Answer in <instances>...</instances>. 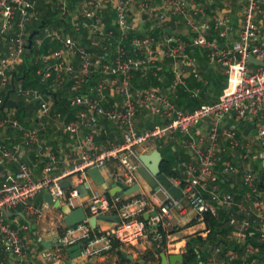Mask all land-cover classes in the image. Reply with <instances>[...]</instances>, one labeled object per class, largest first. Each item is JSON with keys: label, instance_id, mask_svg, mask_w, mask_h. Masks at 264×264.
I'll list each match as a JSON object with an SVG mask.
<instances>
[{"label": "built area", "instance_id": "built-area-1", "mask_svg": "<svg viewBox=\"0 0 264 264\" xmlns=\"http://www.w3.org/2000/svg\"><path fill=\"white\" fill-rule=\"evenodd\" d=\"M68 1L72 3L71 11ZM196 1L160 0V4L152 8L150 0H56V17L62 20L69 16L70 25L75 30L83 27L88 35L98 37L102 41L99 51H106L107 43L115 40L111 61L103 62L102 53L92 55L86 47L63 34L61 27L43 29L44 36L58 42L60 47L43 55L42 59L48 62L47 67L59 83H63L65 75L71 77L68 89L75 94L67 103L69 107H78L76 118L61 121V112H52L51 100H46L36 88L15 85L14 93L26 104L35 100L39 119L52 112L53 123H60L63 133L77 136L84 128L85 131L79 137L76 158H71L70 166L58 176L50 175L54 155L43 154L47 160L42 168L44 176L39 179L32 178L28 164L19 159L17 148L11 150L0 141V157L17 165L13 171L0 168V264H28L20 227L9 225L3 210L21 205L38 222L44 216V207L33 199L41 192H48L52 199L70 208L81 206L86 213L84 221L62 227L55 251H41L40 256L45 261L66 264L60 261L59 252L76 244L80 247L79 256L84 260L104 257L143 238L161 244L166 238L164 229L172 227L170 209L175 208L180 213L186 210L180 199L171 196L161 185L153 191H161L163 198L155 193L146 195L140 186L127 194L108 195L105 189L101 190L93 183L87 171L95 167L104 180L110 178L114 183L133 185L139 178L136 147L151 140L162 145L181 136L188 137L186 146L191 158L178 162L185 179L175 177L171 181L180 187L187 208L200 219L206 213L217 218L218 211L223 210L227 225L232 228L225 236L229 241L243 243L250 232L258 244L247 243L240 254L232 250L227 260H238L239 264H264V66H255L253 71L248 69L251 64L249 55L264 62V34L258 23L264 18V0H243L236 36L230 45L226 40L231 26L226 25L224 17L212 16L211 23L205 19L195 20L202 11V2L212 0ZM109 8L112 10L110 24L113 27L106 29L102 15ZM134 8L147 16L148 10L154 12L149 14V18L157 35L133 34L136 26L128 19ZM172 15L183 18L191 31L189 41H183L176 31L168 29L166 23ZM38 19V0H0V104L3 101L1 91L10 84L11 73L21 63L27 43V27ZM210 28L218 30L216 37L208 36ZM196 49L208 51V62H218L227 76V85L216 101L184 111L159 89H131L132 76L136 73L147 78L159 57L173 61V85L183 84L182 69L195 62ZM71 57L78 59V67L72 63ZM99 68L103 76L80 91L87 75ZM45 77L46 74L42 80ZM108 89L120 97V101L111 106L104 105ZM138 106H149L165 122L137 130L134 117ZM226 116H232L243 124L252 123L253 136L242 137L233 126H223L221 122ZM101 119L119 126L122 139L109 141L105 148L98 150L94 140ZM201 123H206L207 128L197 132L193 138L192 131ZM2 127L18 131L23 145L38 141V130L20 123L5 107L0 114ZM224 151L238 152L235 165L228 159L220 160L219 153ZM108 161L112 163L113 172L107 170ZM252 161H257L254 168ZM234 175L239 176L244 188L240 199L232 191ZM66 180L69 186L62 187L61 182ZM78 185L85 186L86 195H80ZM151 211L154 214L143 219V215ZM101 214L117 215L120 221H99L95 228L90 227L87 218ZM99 223L106 226L100 228L97 226ZM148 232L151 233L150 238ZM212 249L213 253L202 264L219 263L218 254L222 250L219 246ZM253 253L256 255L251 257Z\"/></svg>", "mask_w": 264, "mask_h": 264}, {"label": "crops", "instance_id": "crops-1", "mask_svg": "<svg viewBox=\"0 0 264 264\" xmlns=\"http://www.w3.org/2000/svg\"><path fill=\"white\" fill-rule=\"evenodd\" d=\"M198 1L199 0H197L196 2ZM215 1L216 0H212L209 2H202V5H201L202 11L198 15L195 16V20L205 19V20H209V22L211 23L212 16L224 17L227 22L226 25L231 26L230 28L231 30L228 29L229 30L228 35H227L228 39L226 40V43L230 45V42L233 41V39H235V36H236L235 30L238 26V23L234 22L233 19H229V14L228 15L220 14L219 12L216 13L215 12L216 9H219V8L216 7ZM150 2H153V4L156 6L160 2V0H150ZM153 4L151 5L152 8H154ZM132 10L133 9H131V11L129 12L130 16H129L128 21L130 23H133L136 26V29L134 30L133 34H136L137 32H139L141 35H144V34L151 35L150 32L154 31L151 28L152 27L151 19L147 15L143 14L142 19H140V21L137 22L135 18L133 17L135 15L134 14L135 12H133ZM221 10L226 11L223 9ZM107 14H109V16H111L110 18H112V10L110 8L106 10L102 15L105 28L108 26V24L110 25V18L106 17ZM168 20L169 21L166 23V25L168 26V29H170L171 31H176V33L180 36V38L183 41L185 42L189 41V38L191 36V31L188 28V26L184 23L183 18L178 15H172L168 17ZM234 23H236L235 26H233ZM258 23L262 29V33L264 34V20L258 21ZM181 25H184V26H181ZM73 30L74 32H79L78 34L76 33L75 37H72L74 41L77 42L78 44H79V38H80L79 36H82V35H83L82 42H84L83 43L84 45L90 44L89 47H94L96 45H99V43L100 44L102 43L101 40H100L101 42L99 43L91 41L90 39L92 38L90 37L93 35H88V32L83 27H81L79 30H75L73 28ZM217 32H218L217 29L210 28L207 30V34L209 37H216ZM62 33L64 34V32ZM90 52L92 53V55L97 54V52L95 51L90 50ZM207 53L208 51H195L194 52L195 62H193L192 65H189L182 69L183 84L173 85L172 83L173 75H172V80L170 81V87H167L166 90L162 88L164 87L163 85L162 87L161 86L160 87H148L147 86V87L153 88V89H159L167 96V98L175 106H177L178 108L184 111L192 110L193 108H195V106L193 108H181L178 105H176L175 102L176 100H178V97H179L178 95L181 93H186L187 95H189L190 98L198 100L199 102L198 105L204 104V103H212L216 101L219 98V96L222 94L224 88L227 85V76L225 74L223 67L218 62H212V63L208 62V59L206 56ZM111 56L112 55L107 57V59H105L103 62H110ZM166 60H168L169 62L168 71L170 74H172L171 71H172L173 64H174L173 61L166 57H162V58L159 57L154 62L153 66L151 67V70L149 71L148 76L149 75L155 76L157 71L160 70L161 65ZM71 61L75 65V67H78L79 61L77 58L71 57ZM94 72L98 73V69L90 72L86 78H89ZM50 73H51L50 79H51V84H52L51 88L54 92L56 91V89L58 90V93H59L58 101L59 102L54 104L55 95L46 96V97L51 100L52 108L55 105V107L59 106V108L62 109L61 105L59 104L60 101L62 100V101L68 102V99L75 94L74 92H71L69 89L66 92L64 91H62V93L60 92L63 89L62 87L65 84H68V86L70 85L71 77L65 75L63 78V83H59L56 80L54 73L51 71ZM136 75L138 76V74L135 73L134 76H132L131 78V81H130L131 89L146 88V87H136V85L134 84L135 83L134 78ZM139 77H141L142 79H146L140 75ZM82 88H83V85L80 90H84ZM106 94H107V100L104 103L105 106H111L114 103H118L120 101V97L112 89H108ZM56 99H57V96H56ZM33 103H36L35 100L30 102L29 104L25 103L28 108L29 116L30 114H32L30 112V109ZM71 108L75 109V113L73 114L72 113H69V114L61 113L62 114L61 121H69V120H74L76 118L75 115H76V111L78 107L76 108L71 107ZM73 109H70L69 111ZM8 110H10V108H8ZM51 110L52 112L57 111L53 109ZM37 111H38V105H37ZM52 112L49 113L47 116L43 117L42 119H39L36 113L37 122L35 124L30 125L31 127H34L38 130L37 131L38 133L37 143L23 145L21 143V134L18 131L10 129L9 127L0 128V141L4 143L11 150H14L15 148H17L19 152V159L25 162L26 164H28V167L31 171V175L33 179H39L44 176L42 168L47 158L43 154L52 153L55 157V162L53 163V169L51 170V173H50L51 176H58L62 172L63 169L69 167L71 163V158L73 157L76 158L77 156V152H78L77 146L79 144V137H81L82 133L85 131V128H84L83 131H81L79 135L77 136H71L67 133H63L61 129L59 128L60 123L58 124V122H56V125L53 123L54 118L52 116ZM31 117H33V115ZM39 121L42 122V124H40ZM164 122H165V119H163L162 116H160V114L152 111L149 108V106L148 107L147 106L137 107L136 112H135V117H134V125L137 130L147 129V128H150L154 124H162ZM246 123L244 124L240 123L232 116H226L221 122L223 126L231 125L235 129H237L240 124H242L244 129L253 131V128L252 129L247 128ZM98 126L100 129L98 133L96 134L95 140H94L95 146L96 148H98V150L105 148L108 145L109 141H113V142L121 141L122 129L116 124H114L113 122L101 119L99 121ZM206 128H207V124L201 123L196 129L192 131L193 138H195L197 132L205 130ZM253 133H249V134L238 133V134L242 137L251 138L253 136ZM187 138H188L187 136H181L168 143H165V144L163 143L162 145H160V143L156 140L155 141L151 140L145 143L144 145L138 146V148H136V152H137V155L139 156L141 154L150 153L154 149H157L161 153V156L163 153L165 154L167 158L171 160V167L177 174L176 177H180L184 180L185 176L182 173V170L179 167L178 162L180 160H189L191 158L190 157L191 152L188 150L186 146ZM220 142L221 144H224L223 141H220ZM237 155H238L237 151H235L234 153H231L229 151H224V152L219 153L220 160L228 159L234 165L236 164V161H237ZM67 157H69V160H67L68 159ZM162 159H163V156H162ZM255 162L257 161L251 162L252 168H254V165L257 164ZM219 164L220 162L218 163V166ZM16 167L17 165L15 162H12L8 159L0 157V168L4 170H8V171H13L16 169ZM138 179L139 178H137L136 181L139 183L140 181ZM232 181L234 184L232 191L234 192L235 196L238 199H240L242 197L244 188L241 185L239 176L234 175L232 177ZM105 183L109 188L110 185H112L114 182L110 178H106ZM140 187H141L140 189L146 195H148V190L150 188L148 186H145V187L140 186ZM98 188L101 190H104V188L100 186ZM105 190L107 191V194L110 195L108 192V189L106 188ZM44 193L45 192H41L34 198L36 203H39L44 207V216L38 222H36L34 216L28 213L27 211H25L21 205H16L12 208L5 210L7 213H4L3 211L5 221L9 225L20 227L19 233H20L22 240L25 242L26 248H27V263L28 264H55L53 262L43 260L40 256V253L44 249H49L51 251L56 250L57 236L59 234V231L65 225L63 222V214L61 210L55 207L54 205H47L46 202H44L43 200ZM53 200L55 201L56 199H53ZM77 202H79V200ZM180 202L184 206H186V210L184 213H180L175 208L170 209V222L172 224V227L164 229L166 238H165V245H164L163 252L166 254L177 253V254H181L182 256V253L185 250V244H186L187 238L190 235H194L195 233L205 238L207 234V229L205 228V225L202 222V220L198 218L193 211L187 208L184 198L181 197ZM59 203L64 204L61 202ZM218 212L221 213L223 212V210H219ZM193 219H197L198 222L191 224V221ZM97 226L102 228V227H105L106 224L99 223ZM42 240H50L52 241V243L50 244L49 247H45L41 244ZM151 245H152V242L149 239L143 238L136 244L124 245L119 250L111 251L104 257L96 258L92 260H84L80 258V256L70 258L69 254L66 252V249H67L66 248L63 252L62 251L59 252L60 261L65 262L66 264H133V261H135L138 255L150 249ZM217 246H219V248L223 250V244H219ZM213 251L214 250L211 249L209 254L213 253ZM221 253L218 254L219 259L221 257L220 256ZM129 254L132 255V260L128 259L130 261L129 263L123 262V260L121 259V255H129ZM1 256L2 254L0 253V259H1ZM69 258L71 260L68 263L67 260ZM207 258L208 257H206L204 262H206ZM145 264H156V263L145 262Z\"/></svg>", "mask_w": 264, "mask_h": 264}, {"label": "trees", "instance_id": "trees-1", "mask_svg": "<svg viewBox=\"0 0 264 264\" xmlns=\"http://www.w3.org/2000/svg\"><path fill=\"white\" fill-rule=\"evenodd\" d=\"M38 8L41 10L42 7H44L43 11H41V15L39 16V19L37 22H33L28 25L27 27V33H30L31 31L37 30V33L32 38V43L30 47H27V43L25 45V49L23 51L22 60L21 63L13 70L17 71L16 75L14 76V84L20 85L24 88H36L41 91L44 97L55 95L54 98V104H56L58 101V90L54 92L51 88V73L50 69L47 67L48 62L44 61L42 59L43 55H46L51 50L56 49L60 47L59 43L56 41H52L50 38L45 37L43 34V29L45 27H51V28H57L61 27L62 32L64 34H67L70 37H75L76 33L74 32L73 28L70 25L69 16H67L65 19H58L56 17V9H55V3L56 0H38ZM68 7L70 11L72 10V3L71 1H68ZM43 22V23H42ZM113 27L111 24L106 27V29ZM82 32V31H80ZM83 33V32H82ZM151 34L157 35V32L151 31ZM117 36V33H115ZM135 35H141L139 32H137ZM131 36V35H130ZM38 37H42L40 40L39 45L36 43V40ZM115 38V37H114ZM114 39L109 41L107 43V50L104 52L99 51L100 46L96 45L94 47H89L90 44L84 45V47L90 49L91 51H95L97 53L103 54V61L107 59L110 55H112L111 49L113 48ZM84 43V42H83ZM195 51H205L202 49H196ZM169 62L168 60L164 61V63L161 65L160 70L157 71L156 75H149L146 79H142L139 77V75L135 76L134 78V84L136 87H164L165 90L167 87H170V81L172 80V74L169 73L168 69ZM46 74V77L42 80L43 75ZM102 76L100 73V68L98 69V73L94 72L89 78H86L87 81L83 84L82 89H86L88 85L95 84L98 79ZM10 84H8L2 91L1 96L4 97L7 90H9ZM63 89L60 91L66 92L68 91V84H65ZM81 91V90H80ZM57 96V99H56ZM178 100H176V105H178L181 108H193L196 107L199 102L196 99H192L187 95L186 93H181L178 95ZM10 99H12L16 105L11 106L6 104L5 108H11L15 111L14 116L18 119V121L26 126H30L31 124H35L37 122V118L34 115L29 116L27 105L19 99L15 93H11L9 96ZM62 101V100H61ZM60 101V105L62 107L59 108V106L52 108L53 110H57L61 113H75V109L68 106V103L66 101ZM33 108L37 109V104L33 103ZM76 108V107H74ZM70 109H73L69 111ZM2 110H0L1 114ZM45 127V126H44ZM250 131V130H247ZM42 132V131H41ZM163 159L160 164V169L162 172L165 173V175L169 178H175L177 174L171 167V160L165 156V154L162 153ZM169 157V156H168ZM255 167V166H254ZM202 222L205 225V228L207 229V234L205 238L200 236L199 234L190 235L185 244V250L182 253V263L181 264H202L204 263L206 257H208L209 252L211 249L219 244H223V250L221 253V264H239L238 260L229 261L227 260L228 254L234 250L238 254L242 252L244 249V246L247 243H251L254 246H257L258 244L254 240L253 234H250L248 232L246 234V240L243 243H236L233 241H229L225 236L231 232L232 228L227 225V219L224 212H218L217 218H215L210 213H206L201 218ZM198 222L197 219H193L191 221V224H194ZM151 237V233L148 232V238ZM164 245L165 241L161 242V244H156L152 242L151 248L144 251L143 253L139 254L138 257L133 261V264H137V259H144L145 262H153L158 263L159 261V253L164 251ZM256 254H251L252 256H255ZM121 259L125 263H129L130 261L127 258V255H121Z\"/></svg>", "mask_w": 264, "mask_h": 264}, {"label": "water", "instance_id": "water-1", "mask_svg": "<svg viewBox=\"0 0 264 264\" xmlns=\"http://www.w3.org/2000/svg\"><path fill=\"white\" fill-rule=\"evenodd\" d=\"M43 23V22H42ZM37 33V30L31 31L26 38L27 41V47L31 46L32 38ZM248 62L255 65V66H264V62L260 61L251 55L248 56ZM17 71H13L11 73V81H10V88L7 90L3 97V101L0 104V110H2L6 104L15 106L16 103L9 98L11 93H14L15 91V84H14V76L16 75ZM247 128L252 129L253 124L247 122L246 123ZM139 160V166L137 168V172L139 175V179L141 181L139 183H134L133 185H126L121 182H116L108 186L105 183V180L100 173V171L95 168L91 167L88 169V175L93 181V183L97 186H100L104 189H108V192L110 195H113L118 192H122L124 194L136 191L139 186H141V182L145 183L146 186H148L150 189H153L156 191L159 188V185L164 187L171 196H173L176 199H180L182 197V192L179 186L175 185L170 178H168L163 172L160 170V163L162 160L161 153L154 149L150 153L141 154L138 156ZM69 181H63L61 182L62 187H68ZM77 189L79 190V193L81 196L86 195V189L84 185H78ZM43 200L46 202L47 205H54L55 207L59 208L63 214V222L66 226H72L77 223H80L86 219V213L84 209L81 206L70 208L65 204H60L58 200H53L52 197L49 195L48 192H45L43 194ZM4 213H7L5 210H3ZM154 211H151L148 215H143V219H147L149 215H153ZM99 221H112V222H119V217L114 214H101L97 216H91L87 218V222L90 225V227L95 228L97 222ZM52 241L50 240H42L41 244L45 247H49ZM66 252L69 254L70 258H74L79 256L80 254V247L79 245H73L71 247H68L66 249ZM159 261L157 264H181L182 263V256L181 254L173 253V254H166L164 252H160L159 255ZM68 259L67 262L69 263L71 259ZM127 258L132 260V255H127ZM137 264H145L144 259L140 258L137 259Z\"/></svg>", "mask_w": 264, "mask_h": 264}, {"label": "rangeland", "instance_id": "rangeland-1", "mask_svg": "<svg viewBox=\"0 0 264 264\" xmlns=\"http://www.w3.org/2000/svg\"><path fill=\"white\" fill-rule=\"evenodd\" d=\"M215 2H216V7L219 8V9H216V11H215L216 13L219 12L220 14H227V15L229 14V19H233L234 22H237L239 20V18L241 16V4H243V0H216ZM152 4H153V2H150V5H152ZM43 9H44V7H42L41 10L38 9L39 16L41 15V11H43ZM221 9L226 10V11H222ZM132 11L135 12L134 13L135 15L133 17L135 18V20L137 22H139L140 19H142L144 12L139 11V10H136V9H133ZM150 13H154V12L151 11V10H148V17H150L149 16ZM106 17L107 18L108 17L110 18L111 16H109V14H107ZM151 17H152V14H151ZM258 18H260V16H258ZM261 20H264V18H262ZM235 24L236 23H234L233 26H235ZM181 26H184V25H181ZM82 36H79L80 37L79 38V44L82 45V46H84V44L82 42ZM41 38L42 37H38V39H37V42L36 43L38 45L40 43ZM90 38H92L90 40L93 41V42H96V43L101 42L100 39L99 38H96L95 36H91ZM227 39H228V36H227ZM248 67H249L248 68L249 71H253L255 69V65H253V64H249ZM45 99L48 100L47 97ZM10 111H11V114L12 115L15 113V111L13 109H11V108H10ZM30 112L33 114V116L34 115L36 116L37 109L31 107ZM32 114H30V115H32ZM236 130H237L238 133H244V134H249V133H253L254 132V131H247L246 129H244V127H243L242 124H240L239 127ZM136 148H138V147H136ZM106 167H107V170L113 172V166H112V163L111 162H109V161L106 162ZM138 180L141 181V179H138ZM141 186H144L145 187L146 185H145V183L141 182ZM154 193L157 196H159L160 198H163L164 197L163 194L161 193V191L154 192L152 189H149L148 190V195H151V194H154ZM33 202H35L34 199H33ZM43 260H45V259H43ZM221 260H222L221 257H220V259L218 258V261H219L218 264H221ZM193 264H196V263L194 262Z\"/></svg>", "mask_w": 264, "mask_h": 264}]
</instances>
